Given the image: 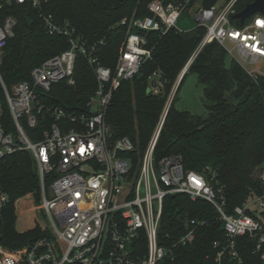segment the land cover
I'll use <instances>...</instances> for the list:
<instances>
[{"label": "built area", "instance_id": "2783aa9c", "mask_svg": "<svg viewBox=\"0 0 264 264\" xmlns=\"http://www.w3.org/2000/svg\"><path fill=\"white\" fill-rule=\"evenodd\" d=\"M51 1L0 0V210L10 202L2 163L13 154L28 152L39 175V188L25 196L31 197L35 213L44 212L48 217L46 224L34 218L31 229L39 228L41 235L28 244L10 249L0 243V264H158L172 256L175 248L193 244L198 228L206 223L193 218L186 232L176 239L169 242V236L162 237L164 200L171 194L204 199L219 213L226 241L215 242V247H221L218 264L225 253L242 264L237 248L240 236L256 239L255 252L264 264V188L261 194H252L228 211L223 189L215 183V172L188 169L179 154L160 160L155 156L180 80L206 45L218 42L252 78L264 76L263 69L244 65L264 64V14L255 13L243 24H236L238 0H224L211 7L202 6L198 0H152L149 15L134 13L123 19L128 32L111 68L99 61L97 44L88 47L72 37L70 23L57 19L50 9ZM32 9L50 34L68 37L70 47L33 67L29 79L9 85L1 70L5 49L15 36L19 15L30 19ZM191 11L197 26L204 28V36L171 89L135 166L128 154L135 152L137 145L128 136L115 137L107 120L109 106L123 82L138 74L153 56L147 36L140 31L165 34L172 28L179 29L178 19ZM77 53L86 56L93 66L96 91L81 106L49 102L57 83H75ZM165 85L163 72L155 70L149 92L163 94ZM259 179L264 187V171ZM21 198L15 201V210Z\"/></svg>", "mask_w": 264, "mask_h": 264}, {"label": "trees", "instance_id": "16d2710c", "mask_svg": "<svg viewBox=\"0 0 264 264\" xmlns=\"http://www.w3.org/2000/svg\"><path fill=\"white\" fill-rule=\"evenodd\" d=\"M150 1L52 0L50 9L58 20L70 23L74 39L88 47L97 44L99 61L114 68L128 32V24H122L123 19L134 13L136 16L149 15ZM198 1L204 7H211L219 0ZM250 2L252 0H238L237 10L240 12ZM13 12L17 13L16 10ZM140 32L147 36L153 56L138 74L123 82L107 112L115 137L128 136L137 145V150L128 154L135 166L159 122L171 89L205 31L196 26L188 31L172 28L165 34ZM69 47V38L50 34L37 11L32 9L30 19L19 15L15 36L5 49L1 67L3 77L9 85L29 79L33 67ZM229 56L227 49L216 41L200 51L189 70L196 72L199 83L204 85L203 101L207 114L198 115L175 108L186 73L155 149L157 160L179 154L186 168L215 172V183L223 189L228 211L244 203L252 194H261L264 188L260 179L254 177L257 168L264 171V76L255 80L234 58L231 57L228 63ZM155 70H161L166 78L163 94H152L148 90ZM74 80L72 85L66 81L57 83L49 94V102L81 106L96 91L98 82L94 68L81 53H77ZM227 95L233 97V103L226 100ZM1 168L10 202L0 210V243L16 249L41 235L39 228L25 232L16 229L14 205L17 199L38 190L39 175L28 152L7 157ZM23 198L26 205L32 204L30 196ZM193 218L206 221L198 228L195 242L175 248L172 256L165 257L158 264H218L221 247H215V242L224 243L226 233L219 213L208 201L192 200L187 194L168 195L164 200L160 235L169 236L171 242L186 232ZM141 245L144 250V239ZM255 245L256 239L238 237L237 248L242 264H263L260 254L255 252ZM221 264H238V261L225 253Z\"/></svg>", "mask_w": 264, "mask_h": 264}, {"label": "rangeland", "instance_id": "374dc122", "mask_svg": "<svg viewBox=\"0 0 264 264\" xmlns=\"http://www.w3.org/2000/svg\"><path fill=\"white\" fill-rule=\"evenodd\" d=\"M224 0H219L216 4L221 3ZM201 4V2H200ZM198 25L195 16L194 11H191L189 13H183L177 22V27L180 30L188 31L193 28H195ZM231 56L228 57V63L231 60ZM236 60V59H234ZM237 61V60H236ZM238 62V61H237ZM244 65L248 69H256L260 68L264 70V64H255L251 65L246 62H244ZM181 73V72H180ZM180 85V84H179ZM176 87V85H175ZM204 85L199 83L198 74L194 71H188L185 79L179 89L178 97L175 101V108L183 111L188 110L191 111L194 114L198 115H206L207 109L205 107L204 101ZM261 168H257L256 172L254 173L255 178H259V175L261 173ZM24 198L20 199L17 202V220H16V229L20 232H25L27 230H30L34 226V218L37 219V222L41 224L48 223V217L47 215L43 213H32L29 211L28 205H26V202H23Z\"/></svg>", "mask_w": 264, "mask_h": 264}, {"label": "water", "instance_id": "95a60500", "mask_svg": "<svg viewBox=\"0 0 264 264\" xmlns=\"http://www.w3.org/2000/svg\"><path fill=\"white\" fill-rule=\"evenodd\" d=\"M255 13L264 14V0H252V2L248 3L243 10H241L239 13L236 14L235 18L239 19V21H236V24L237 23L243 24L247 18L254 15ZM182 78L180 82L182 81ZM226 100L229 101L230 103L234 102L233 97L229 95L226 96Z\"/></svg>", "mask_w": 264, "mask_h": 264}, {"label": "bare ground", "instance_id": "6f19581e", "mask_svg": "<svg viewBox=\"0 0 264 264\" xmlns=\"http://www.w3.org/2000/svg\"><path fill=\"white\" fill-rule=\"evenodd\" d=\"M30 209H33L31 212H32V213H35V209H34V207L32 206V204H31L30 207H29V210H30Z\"/></svg>", "mask_w": 264, "mask_h": 264}]
</instances>
